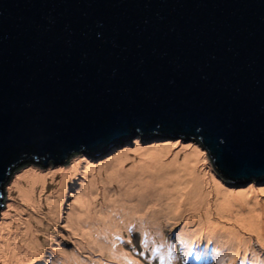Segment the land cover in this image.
<instances>
[{
  "label": "water",
  "instance_id": "1",
  "mask_svg": "<svg viewBox=\"0 0 264 264\" xmlns=\"http://www.w3.org/2000/svg\"><path fill=\"white\" fill-rule=\"evenodd\" d=\"M141 134L264 180V0H0V212L21 164Z\"/></svg>",
  "mask_w": 264,
  "mask_h": 264
},
{
  "label": "rangeland",
  "instance_id": "2",
  "mask_svg": "<svg viewBox=\"0 0 264 264\" xmlns=\"http://www.w3.org/2000/svg\"><path fill=\"white\" fill-rule=\"evenodd\" d=\"M136 138L141 139L138 144L89 154L96 162L83 159L87 153L81 151L66 164L16 169L6 182V200L0 212V264H7L10 253L3 255V248L8 241L12 250L33 258L35 250L29 246L28 252L24 249L31 235H36L48 250L38 258L42 264H264V223L249 228L243 220L235 221L236 213L245 216L253 211L250 208L260 216L264 214V180L225 181L207 151L194 140L145 138L142 134ZM154 145L166 150L148 159L151 166H160L163 178L154 187L144 188V194L133 193L135 186L126 190L131 183L139 186L137 182L149 173L133 169L130 172L138 173L136 179L127 174V169L147 163L141 152ZM125 151L128 155L121 163L113 160ZM107 162L108 168L114 163L115 168L124 166L117 178L109 177L112 169L104 167L98 174L99 167ZM85 163L92 164L94 171H88ZM196 169L200 174L214 175L223 190H216L213 179L208 180L210 185L200 181ZM31 174L43 177L33 195L37 207L19 190V185L27 187ZM245 189L255 191L248 194L250 207L240 208L238 205L246 200L232 199L228 191ZM150 190L154 192L148 194ZM48 202L57 209H51ZM199 204L211 209H195ZM219 207L226 208L232 220L219 225L216 232L208 220L219 218L221 221L216 222L224 224L227 214L222 209L220 213ZM207 237L209 240L204 241ZM161 243L165 246L159 248ZM168 245L172 246L171 255ZM156 248L159 251H154Z\"/></svg>",
  "mask_w": 264,
  "mask_h": 264
},
{
  "label": "bare ground",
  "instance_id": "3",
  "mask_svg": "<svg viewBox=\"0 0 264 264\" xmlns=\"http://www.w3.org/2000/svg\"><path fill=\"white\" fill-rule=\"evenodd\" d=\"M154 141H155V139H154ZM160 147L161 146H156V145L151 146V147H148L147 149H145L144 151L141 152V153L144 152L141 155H143V157L147 160V163H145V161L139 162L137 164H134L133 167L127 169V171H129V172L126 171L127 174H129V175H131V177H135V178H136V176H138L137 175L138 173L135 172V171L130 172L133 169H141V170H145V172H149V173L147 174V176H145V178H143L141 181L137 182L139 186H136L135 183H131L128 188L124 187V188H126V190L130 191L135 186V189H134L133 193L144 194L145 192L142 191L144 188L154 187L155 186V183H157V181L159 179L163 178L162 177V174L158 170L160 166L159 165L151 166V163H149V161H148V159H154V158H156V156L160 152H163V151L165 152L166 151L164 148H162V147L160 148ZM127 155H128V152L127 151L118 153V154H116V156L114 157L113 160H115L116 162L118 160H120V163H121V161H122L121 159L124 160ZM84 165H87L88 166V167H86V169L88 171H91L92 172L95 169V167L92 164H86L85 163ZM107 165H108V162L104 166L101 165L99 167V169H98V174L99 175L102 173V170H103V167H104L105 170L112 169L109 172L110 174L108 176L109 177H112L113 179H115V178H117L119 176V169H121V168L124 169V166H121V168H118L120 166V164L116 168H115V163L114 164H111L109 168H108ZM196 171H197V169H196ZM197 175L201 179L200 181L207 182L208 184L211 183L210 181L208 182V180L213 179L214 180L213 182L214 183L216 182V184H217L216 190L217 189L221 190L222 186H220L217 183L218 181H217V179L215 178L214 175H210L208 172L207 173H203V174H200L198 172ZM42 179H43V177H41V176H39L37 174H31L29 176V181H28L27 187L24 186V185L23 186H20L19 185V190L21 191L23 198L26 201H28L30 204H32L33 206H35V207H37V206L35 205L36 204L35 203V196H33V195H34L35 190L37 188L36 187L37 182L41 181ZM126 182H130V181H126ZM119 185H122V183H119ZM161 190H162V188H161ZM222 190H223V188H222ZM230 191H232V192H230ZM230 191H228V192L232 196H228V197H231L232 199L241 198L243 200H246L244 203H241L240 205H238L240 208L245 207V205H247V208L250 207L249 206V202L252 199L249 198V195H248L249 194V191L248 190H245V191L244 190L243 191L242 190H237V191L230 190ZM250 191L252 192L253 190H250ZM261 191L264 192V188ZM152 192H154V191L150 190V191H148V194H150ZM235 200H237V199H235ZM48 205L50 206L51 209H53L54 207H56V209H57V206L56 205H53L51 202H48ZM197 208H200L203 211H208L209 209H211L210 206L203 207L201 204H199L198 206H196L195 209H197ZM221 209L225 211V214H227L226 215V219L224 220V224H220L219 222H216V221H221V219H219V218L212 219L210 217V219L208 220L209 225H212L213 227H215V231L216 232H219V228H218L219 225L229 224V221L232 220V218L229 215V212L226 213L227 209L226 208L219 207V212L220 213H222ZM249 210H253V211H250L245 216H244L243 213L242 214H237L236 213V215H235V221L238 222V223H242V220H243V222L246 223V224L245 223H243V224L247 225L249 228L250 227L257 226V225H259L261 223H264V214L261 213L262 216H260V214L259 213H256L253 208H250ZM217 214L220 215L219 213H217ZM205 217H207L206 212H205ZM25 235H27V234H25ZM208 238L209 237H207L204 241H208L209 240ZM236 239L237 240H240L239 238H236ZM26 241L27 242H26V246H25L24 249L27 251V248L29 246L30 248L34 249L35 252H36V254L33 256V258H31L30 256L26 255L28 253H24V255H26V257H23L24 255H22L19 251L15 250V249L12 250L10 248V243L8 241V242H6L5 245H7V244H9V245H7V246H5L3 248V255H5L4 252L5 253H8V254L10 253L9 258H8V261H7V264H42V261L41 260L39 261L38 258L44 257L45 254L48 252L47 249H44V247H43L44 244L42 245V243H40V240L37 238L36 235L29 236L26 239ZM205 251H208V253L211 252L210 249L209 250H205ZM258 257H259V255H258ZM261 258H263V257H261Z\"/></svg>",
  "mask_w": 264,
  "mask_h": 264
},
{
  "label": "trees",
  "instance_id": "4",
  "mask_svg": "<svg viewBox=\"0 0 264 264\" xmlns=\"http://www.w3.org/2000/svg\"><path fill=\"white\" fill-rule=\"evenodd\" d=\"M137 140H135V141H132V143L134 144H138L140 141H141V139H139V138H136ZM126 146H128V145H126ZM125 147V146H124ZM83 156V159H86L87 161H90V162H96V160H94L93 158H92V156H90L89 154H87L86 156H84V155H82ZM69 159V158H68ZM68 159L63 163V164H66L67 162H68ZM86 161V162H87ZM27 165H35V166H38L39 164H35V163H31V164H21L18 168H22L23 166L25 167V166H27ZM17 168V169H18ZM222 184V183H221ZM252 187H253V185H252ZM255 187V186H254ZM242 188V187H241ZM243 189V188H242ZM245 190H248L249 191V194L250 193H253V192H251L250 190H253V191H255L254 189H245ZM244 190V191H245Z\"/></svg>",
  "mask_w": 264,
  "mask_h": 264
},
{
  "label": "snow or ice",
  "instance_id": "5",
  "mask_svg": "<svg viewBox=\"0 0 264 264\" xmlns=\"http://www.w3.org/2000/svg\"><path fill=\"white\" fill-rule=\"evenodd\" d=\"M164 246H165L164 243H161L160 246H159V248H162ZM159 248L154 249V251H159ZM168 248H169V255H171L172 246L171 245H168ZM161 259H164V257L161 256Z\"/></svg>",
  "mask_w": 264,
  "mask_h": 264
}]
</instances>
